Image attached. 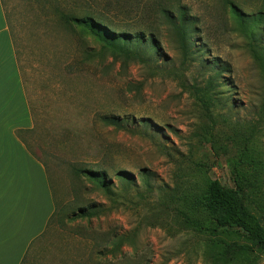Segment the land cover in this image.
Instances as JSON below:
<instances>
[{
	"label": "rangeland",
	"instance_id": "374dc122",
	"mask_svg": "<svg viewBox=\"0 0 264 264\" xmlns=\"http://www.w3.org/2000/svg\"><path fill=\"white\" fill-rule=\"evenodd\" d=\"M5 1L36 113V128L22 141L52 176L62 208L74 202L67 217L78 209L100 211L89 222L54 226L47 264L67 257L207 264L202 238L182 230L180 216L205 221L197 198L214 181L242 187L245 204L264 226V0H232L243 24L224 0H174L188 9L184 51L177 33L148 8L170 0ZM86 5L116 36L152 34L153 61L112 57L88 32L58 22L57 11L71 14ZM75 166L105 173L116 203L73 174ZM121 172L132 177L130 188ZM124 235L135 238V249L124 245L106 259L89 254L90 237L101 243ZM220 238L249 245L235 229ZM248 264H264V255H250Z\"/></svg>",
	"mask_w": 264,
	"mask_h": 264
},
{
	"label": "trees",
	"instance_id": "16d2710c",
	"mask_svg": "<svg viewBox=\"0 0 264 264\" xmlns=\"http://www.w3.org/2000/svg\"><path fill=\"white\" fill-rule=\"evenodd\" d=\"M36 1L40 2L41 0ZM224 2L234 19L243 24V14L237 4L232 0H224ZM79 8L80 10L77 12L76 9ZM86 8H89V5H86L85 8H74L75 12L71 14H67L66 11H57L58 22L62 23L61 25L66 29H68L67 27L80 28L88 32L99 42L103 43L105 48L111 50L112 57L122 61L138 62L142 65L153 61L152 55L157 52V46L152 34H134L131 38L126 34L116 36L112 29V24H106L104 18L92 17L84 10ZM148 8L155 11L156 21L159 24L164 22L166 26L177 33L184 51L186 48L184 40L187 36L184 26L188 17V9L174 0H170L167 4L155 3L148 6ZM144 10L142 8V11ZM262 15L261 13L256 16L260 19ZM259 19H255L253 24L255 25ZM103 120L108 121L104 117ZM24 145L31 153L25 142ZM259 163L264 166L261 162ZM72 171L77 177H83L98 187L107 196L109 202L116 203L109 184L105 182V173L99 174V171L94 168L80 169L79 166L73 167ZM118 176L125 180L126 188L131 187L133 183L131 176L125 172L119 173ZM241 188L238 186L237 190L225 187L218 181L209 183L204 193L197 198L199 200H197V206L195 207L200 210L205 221L194 220L184 213L180 216L182 230L202 238L205 250L202 252L201 257L207 264H248L250 255L258 253L264 255V226L258 216L245 204L239 190ZM140 198H145V196H140ZM73 203H69L57 212L56 223L59 228L63 229L65 227V219L74 222L77 220H87L89 222L92 218L99 215L100 211L84 212L78 209L70 217H67V208L70 209ZM228 229H235L241 233L249 245L238 246L220 238V235ZM89 240L92 243L90 254L100 259H106L112 253H120L124 245H128L132 249L136 248L135 238L129 235L112 236L110 238L105 236L101 243L95 237H90ZM122 255L120 259L123 258ZM136 258L135 256L133 259L135 260ZM89 261L90 264H127L126 261L102 263L94 260L93 262L92 258Z\"/></svg>",
	"mask_w": 264,
	"mask_h": 264
},
{
	"label": "crops",
	"instance_id": "0c3cea01",
	"mask_svg": "<svg viewBox=\"0 0 264 264\" xmlns=\"http://www.w3.org/2000/svg\"><path fill=\"white\" fill-rule=\"evenodd\" d=\"M5 2L0 0V264H47L62 203L46 166L22 141L23 134L36 128V113L22 78ZM78 262L67 257L49 264H90Z\"/></svg>",
	"mask_w": 264,
	"mask_h": 264
}]
</instances>
